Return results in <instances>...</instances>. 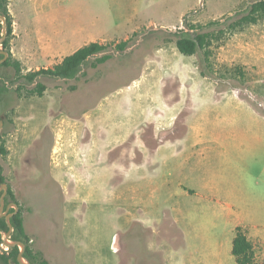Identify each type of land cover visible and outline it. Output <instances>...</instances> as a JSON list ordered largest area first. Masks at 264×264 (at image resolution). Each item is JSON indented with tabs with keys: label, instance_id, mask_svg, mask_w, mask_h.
<instances>
[{
	"label": "rangeland",
	"instance_id": "obj_1",
	"mask_svg": "<svg viewBox=\"0 0 264 264\" xmlns=\"http://www.w3.org/2000/svg\"><path fill=\"white\" fill-rule=\"evenodd\" d=\"M256 1L53 0L55 17L88 29L69 53L83 40L103 36L107 38L97 42L107 44V49L89 56L71 78L39 74L29 80L0 63V136L13 151L9 166L7 155L0 154V164L6 165V183L14 188L22 207L31 247L49 264L178 261L174 250L182 246L179 228L169 218L156 220L163 206L177 203L174 198L162 201L170 188L156 185L151 177L153 163L163 165L168 151L157 156L152 151L160 141L181 136L193 105L199 120L207 117L203 129L220 136L205 145L209 149L204 154L206 164L222 171L219 176L229 179L228 170L246 165L247 160L263 169L264 18L232 32L227 27ZM41 3L19 1L18 21L52 13ZM12 29L9 49L21 63V75L59 60L39 58L30 63L28 59L32 68L27 70L25 59L17 56L22 48L35 49L34 27L17 24L12 15ZM201 32L218 36L210 46L208 62L201 51L187 56L175 45L180 35ZM123 40L127 46L115 49ZM2 49L7 50L3 43ZM104 53L110 58L93 65L94 58ZM38 83L44 85L41 94L32 92ZM235 92L247 99V106L237 102ZM54 165L74 178L70 201L53 183ZM167 166L174 167V162L168 160ZM161 170L159 180L164 176ZM166 177L174 190L176 175L167 170ZM261 185L257 190L263 196L264 182ZM153 188L161 189L156 195L161 198L149 202ZM251 205L256 219L263 222L264 200ZM0 220L5 221L4 214ZM206 220L201 214L195 217L201 232L208 228V223L203 224ZM216 224L214 244L182 251L186 264L190 257L202 258L201 264L228 260L230 251L220 242L229 224L221 217ZM6 231L0 229L2 238ZM255 249L256 261L264 264V247ZM8 252L9 247L0 243V256ZM0 264H5L2 257Z\"/></svg>",
	"mask_w": 264,
	"mask_h": 264
},
{
	"label": "crops",
	"instance_id": "obj_2",
	"mask_svg": "<svg viewBox=\"0 0 264 264\" xmlns=\"http://www.w3.org/2000/svg\"><path fill=\"white\" fill-rule=\"evenodd\" d=\"M19 1L21 0H9L8 10L10 14L14 16L17 24L34 27L35 32V49L26 50L22 48L17 56L22 62L25 59L27 70L32 68L28 63V59L31 63V59L40 58L46 61L49 58H59L58 61L51 64L50 67H52L82 45L107 38V36H103L93 40H83L82 44L69 53L68 51H71L70 49L73 44L88 31L85 25H76L69 18L63 20L55 17L53 13L56 11V8L53 5V0H50V2L49 0H42L41 3V8L45 5L50 6L49 11L52 13L48 12V15L42 14L41 17L37 13L35 14L37 18H35V15L29 16L31 18H28L25 23L21 24L17 16ZM47 26L53 27L52 32L45 30L44 27ZM11 51L13 56H16L14 49ZM234 96L237 98L238 103L247 106L246 98L239 96L236 92ZM163 98L165 100L164 96ZM193 108L194 105L185 116V130L181 136L175 139L160 141L154 146L152 151V154L156 156L162 150L168 151L163 165L157 161L153 163L151 177L155 179V183H158L156 185L170 188L167 190V196L162 201L166 202L168 199L174 198L177 203L170 208L163 206L160 209L158 218H156L157 222H162L165 218H169L179 228L181 233L182 246L174 250L178 255V261L172 262L170 260V264H186L185 255L182 251L206 249L214 244L216 222L220 217L229 224L228 228L225 229L224 238L220 244L223 248L230 251V254L236 227H242L246 231L248 238L254 243L255 248L259 246L264 247V221L256 219L257 215L253 213L251 205L252 202L258 199L264 200V195L261 196L257 190V187H261V184L264 182L261 178V175L264 174V167L263 169L254 167L247 160L246 165H233V168L228 170L229 179L219 176V173L222 171L215 168L212 164H206L204 154L209 149L205 145L220 136L217 133L203 129V124L207 120V117L202 116L199 120L195 116L196 110ZM175 117L177 116H171L170 118ZM19 148L20 146L17 147V149ZM7 149V160L9 161L11 155H13V151L10 146H7ZM55 149V146H53V151ZM17 152L16 150V154ZM67 153L72 154L70 149ZM18 159H21V157ZM168 160L174 162V167L168 168ZM7 164L9 166L11 164L10 161ZM1 166L3 168L4 165ZM63 168L54 165L50 169V172L53 175L54 185L61 186L66 201H70L72 196H74L73 192H71V187L75 185V181L74 178L70 177V171H66ZM162 168L163 170H161ZM160 170L164 172L161 180L157 177L160 174ZM167 170L172 171L177 177L174 190L171 188V180L166 177ZM6 171L5 165L3 168L4 176ZM137 190L139 191V189ZM160 192L161 189H158V191L155 188L151 189L148 194V201L150 202L152 198L159 201L161 196L156 195ZM199 214L207 219L203 224L208 223V228L204 229L203 232L200 231L199 225L194 223L195 217ZM189 263L201 264L202 258L190 257ZM216 264L219 263L217 262ZM220 264H236L235 258L231 254L228 256L226 262L224 261Z\"/></svg>",
	"mask_w": 264,
	"mask_h": 264
},
{
	"label": "trees",
	"instance_id": "obj_3",
	"mask_svg": "<svg viewBox=\"0 0 264 264\" xmlns=\"http://www.w3.org/2000/svg\"><path fill=\"white\" fill-rule=\"evenodd\" d=\"M0 15L5 18L6 23V39L2 42L4 47L7 49L8 58L2 63V66H11L14 68L17 77H25L26 79L32 80L39 74H46L55 77H74L78 71L80 65L84 63L87 58L91 55L103 52L107 49V44H103L97 41L89 42L77 48L73 53L65 56L59 63L53 65L50 68L39 69L36 71H29L25 75H21V63L15 59L9 49V39L12 35V17L8 10V0H0ZM264 18V0L254 2L247 14L241 16L237 20L230 23L227 27L229 31H235L241 29L245 24L256 23L259 19ZM1 21V19H0ZM1 27V25H0ZM190 28H193L190 25ZM2 32L0 28V33ZM219 32V31H218ZM214 39H218L217 35L213 32H201L194 36H190L187 33L180 35L175 42L176 48L179 53L183 55H193L199 51L205 56V60L208 62L210 55V46ZM127 40L120 41L115 44V49L123 50L127 46ZM2 57V55H1ZM110 58V54L104 53L101 56H96L92 62L93 65L103 63ZM44 90V85L38 83L32 92L41 94ZM0 154L6 156L8 149L6 146V140L0 136ZM6 183V179L3 175V168L0 164V185ZM8 185L7 193L5 195V204L15 202L18 205V209L10 217L12 224V232L10 235L11 241L20 240L25 244L23 252V258L30 264H49L48 261L38 252L34 251L30 244V237L25 232L24 220L22 207L16 201L15 194ZM14 208H11V212ZM0 229L7 230V225L4 220H0ZM2 235L0 233V243H2ZM19 247L17 245L10 246L9 252L6 256H0L4 260L5 264H20L17 261V254ZM231 254L235 258L236 264H259L256 261V249L254 243L248 238L246 231L242 227H236L234 236L232 239Z\"/></svg>",
	"mask_w": 264,
	"mask_h": 264
},
{
	"label": "water",
	"instance_id": "obj_4",
	"mask_svg": "<svg viewBox=\"0 0 264 264\" xmlns=\"http://www.w3.org/2000/svg\"><path fill=\"white\" fill-rule=\"evenodd\" d=\"M0 19L2 20V26L0 27L2 30V37H0V44H2L4 40V35H5V18L0 15ZM0 54L2 55L0 59V63H3L7 58H8V52L5 49L0 50ZM3 121L0 119V130L2 128ZM7 188L8 185L6 183H2L0 185V215L4 214L5 216V223L7 225V231L3 235V243L7 245L8 247L17 245L19 247V252L17 254V261L20 264H30L29 262L25 261L23 258V252L25 249V244L20 241V240H15V241H9V237L12 232V224L10 222V217L12 216L13 213H15L18 209V205L15 202H10L8 204H5V195L7 193ZM10 206H13L14 211L6 214L7 210L9 209Z\"/></svg>",
	"mask_w": 264,
	"mask_h": 264
}]
</instances>
